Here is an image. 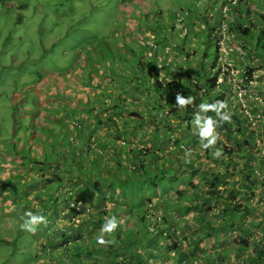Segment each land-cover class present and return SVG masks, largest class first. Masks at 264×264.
Segmentation results:
<instances>
[{
    "label": "rangeland",
    "instance_id": "1",
    "mask_svg": "<svg viewBox=\"0 0 264 264\" xmlns=\"http://www.w3.org/2000/svg\"><path fill=\"white\" fill-rule=\"evenodd\" d=\"M118 1L119 0H0V264H49L47 263L48 260L43 261L45 259V254L49 251L45 250L46 247L44 245L40 244V240L43 239L45 234L48 236V232L45 231V228L42 225H39L35 233L28 232L21 228L23 219L27 218L25 213L28 212L27 210L21 209L23 205L22 200H25L28 197L27 199L29 203L33 204L38 199L35 196L37 194L36 190L40 187L42 180L32 174L22 176L15 181L7 180V174L5 173L6 167L1 163L7 152L13 153V149L16 148L19 149L20 152H23V145L27 146L33 138H38L39 129L36 130L37 133H31L32 128L27 125L29 121L25 120L26 118L24 116L26 115V112H28L30 108H34V105L38 106L39 100H43L45 94L48 96H46L44 101H50L51 94L49 91L55 89L60 80L64 79L67 81L69 79L66 75L67 73H70L72 77L76 75V79H78L80 78L79 74L85 72L89 74L90 81L88 82V88H86L83 93H86L87 89H90L89 92H91L93 89V87H91L92 85L97 94V97L94 96V98L98 103L104 104L103 102L108 101L109 104L107 105H110V103L112 105H125V108L129 113L127 123L131 126V129H137L138 127L137 133L131 131V136L136 135L141 142L144 140L146 134L149 135V133H152L153 131V135L157 136L159 140L153 151L163 152L164 149L161 142L166 141L168 136L167 134H165L166 136L163 135L164 129L166 128V125L164 124L171 120L172 117L179 115L185 109H182L184 108L182 104L178 107L174 105H164L158 99L159 95L157 94V91H152V86L146 83V81L148 82L151 80V78L148 77V72L153 69H158V63L155 65L153 62L154 60L151 61L150 58H153L156 55H164L167 58L170 54L171 58L174 54L180 52L179 57L175 59L174 62L182 64V61H186L185 57L188 56V53L193 49V46L194 49H196L201 44V47H205V67L207 68L215 58L216 42L221 40V33L218 32L220 26L213 27L211 25V20L208 22H202L200 23V28L211 29L215 33L218 32L217 35L207 39L204 36L200 37L201 34L199 33L198 38L192 39L191 37L186 36L189 29L184 27L183 22L180 23L178 21L176 13H179L180 9H182L185 13L183 16L185 22L189 19L188 11L186 10L194 8L207 7L212 13H217L221 21H232L233 18L237 21L238 17V13H232L233 11H231V8L233 9V6L238 4L239 0L233 2L225 0H135L139 1L137 3L133 0H120V2L124 1V4L126 5L125 8L127 6H133L138 10L137 12H127L124 9H120L119 6H116ZM249 1L250 4L254 3L258 5V7L253 10V7L250 6L251 10L249 11L238 9L240 14L252 13V15L250 14L252 18H255L254 13L264 14V0ZM223 5H227L228 7L224 12L217 8L218 6L221 7ZM144 6H148L151 9L142 10L144 9ZM215 8L216 11L219 10V12H216ZM86 13L88 14V18H86V21H83L82 18ZM115 15L118 16V19H115ZM156 15L161 16V22L158 26L155 25L158 23ZM128 17L133 21L139 20L143 24H148V26L143 28L141 32L144 35H147L149 39L145 40L147 44H150V41L157 46L159 45L158 48L155 49L156 51H152V49L149 48V45V49H145L143 45L145 41L143 38L140 39L138 43L127 41L128 39H132L139 35V31L133 29L129 33L126 32ZM150 24H152V29H155L156 33L151 30ZM240 24L242 26H247L248 30L246 33H242L238 29L235 31V37L239 38H236V40L239 41L240 46H244L242 50L238 48L235 49L236 54L240 51V54L244 55V58L238 56L239 60L243 61L238 68L239 74L237 77L241 76V71L248 62L253 63L252 66L255 68L256 66L260 67L263 65L262 62L258 65L253 60L259 58V52L264 56V35L262 36L261 33H259V29H255L249 25L245 18L240 20ZM129 25H132L131 21ZM185 26L189 27V24L187 23ZM86 36L87 38L84 39ZM89 39L92 40L88 41ZM196 39L199 43L196 42ZM231 39L230 41H225V44L229 46L227 47L228 50L232 49V44H235ZM256 41H258L257 48L254 47ZM117 45L121 46L119 47L120 52L118 54V60L111 63L110 46L115 47ZM161 47L165 52H157ZM146 50H148L149 55L143 56V51ZM149 50L152 52L149 53ZM133 52L137 59L132 56ZM230 52L234 54V51ZM230 55L231 54L227 52L226 63H230L228 68L231 66L234 67L229 59ZM248 55H250L251 58H249ZM83 57V61L78 60ZM200 58H202V56ZM141 61L146 63L144 65L145 69L142 72L140 71V67H142ZM97 64L101 65V69L106 73L103 74V78L97 76V73L99 72L97 70ZM183 65L184 66L182 67H186L185 63H183ZM40 68H43V71H41ZM259 70L261 72L264 68L261 66ZM139 76H141V80L143 81L142 88L149 90L146 92L145 96L139 95L136 91L131 90V88L133 89L134 87L132 83H137V77ZM150 77L153 78L152 73L150 74ZM237 77L235 76L231 78V82H239ZM39 79H42L43 83L38 84ZM106 82L108 83V87L106 85L104 86V83ZM223 86H226V84ZM90 94L91 93H88L87 96L84 95L86 97L85 100L89 103L84 102L86 105L79 106L81 116L86 118H90ZM105 96H107L108 100H105ZM134 97H137V101L141 100V103H136V101L133 102V100H135ZM143 97L144 99L146 98V101ZM122 101L124 102L122 103ZM153 107L156 108L155 112L152 111ZM39 109L41 113L45 111L42 106L39 107ZM119 109L120 108H118V110ZM130 112L138 113L139 116H142L140 118H144V120L142 122L139 121V116L130 115ZM30 113H33V111L31 110ZM125 116H127V114ZM152 117H156L155 119L159 120L154 121L155 119ZM82 119L83 118L81 117L80 121L85 123ZM116 120L118 122V117ZM17 121H20V124H18L19 122ZM179 122L180 120L177 118L176 123L178 124ZM191 122L194 124V118L191 119ZM176 123H174L175 127H177ZM202 124L203 121H199L197 127L200 128V125ZM16 125H20L22 128H19L18 133L14 131ZM60 125L65 127V131L69 133L71 128L65 124L63 120ZM161 125L163 126L161 127ZM70 126H72V124H70ZM91 126L95 128L98 125L95 124V127L93 125ZM81 128L84 133H89L88 125H85V127L82 125ZM127 129L128 127L126 126L125 130ZM72 131H74V129H72ZM94 131L96 132L95 129ZM190 131L191 132L189 133L188 138L184 140V143L189 141L195 144L193 139L196 138H194L193 135L199 137L197 129L192 125ZM160 134H162V136L159 139ZM116 136H118L117 138L122 137L121 140H124L123 144H120L123 148L128 149L130 144H132L136 150V146H139V144H135L136 140L131 141L120 131ZM140 137H142V139H140ZM117 138H115V140ZM204 139L207 140L209 138ZM121 140H118V144ZM70 142H72V147L77 146V137L75 136L74 139L72 138ZM205 143V141H200L201 145L195 144L196 147L191 153L195 155L196 158H194L193 162L189 160L187 163V168L190 169L192 167L194 170V174L192 175L193 179L200 177L198 174V171L200 170L198 169V166L201 165L205 159L202 155V150L204 149L203 145H205ZM216 144L217 143L212 144L211 149H215ZM174 145L176 144L174 143ZM34 151L37 152L38 148H35ZM38 155L39 158L43 160L42 154L40 153ZM159 155L162 157L164 156L161 152ZM255 155L256 154L253 155L254 159H256ZM222 157H225L223 159H225L226 162H229L232 159L228 158L226 154H223ZM248 157L251 158V155ZM142 160H146V163H150L149 168L152 171L163 169L164 173L169 174L166 171L170 169H179V165L176 161L167 157L166 159L163 157L160 160H157L153 156V153L144 155ZM237 161L240 162L241 158H238ZM153 163H156L158 167H153ZM110 166L107 167L105 172L99 169V173L102 176H112L115 173H128L125 163L120 164L119 166L114 165L116 168ZM88 167L86 173H93L92 170L96 171L98 168L95 165H90ZM13 168L14 169L9 172L10 175L14 174L16 171L15 167ZM68 180L69 179H67L66 184H68ZM251 180L255 181L253 186L251 185V182L242 180L243 192L237 191V201L247 203L251 200V207L249 208L248 215L247 211H245L237 214L239 218L236 217L233 220L225 221L231 225L229 228L226 224L219 223V225L222 224L220 231L222 233H228L230 238L234 236L233 233H230L232 228H234L232 231L238 233L244 231V227H246L244 233H249L251 236L253 235L252 233H258L262 230L256 225V222H258L261 217L264 218V185L262 184L264 183V176L261 175L259 180V176L254 175ZM21 181L24 186H16V184ZM159 181V185L163 186L164 189L165 186H168L167 184L165 185L162 175L160 176ZM238 181L241 182V179ZM196 182L198 181L196 180ZM27 184H29L28 187L25 186ZM252 194L256 197H253L254 200L251 199ZM145 195L148 199H151L154 204L159 202L165 203L162 196H160L158 188L157 190L149 188ZM185 195L186 198L192 197V194L187 192ZM192 198L196 199L195 197ZM129 202V206L135 208V211L139 212L136 205L139 202V198L133 197ZM170 206L171 204L168 203V207ZM197 209L198 206L195 207V205H192V210L195 211ZM31 210L33 209H30V211ZM252 210L255 212L257 211L259 216L254 215V217H251L249 213ZM180 212H182V209L179 213ZM170 216L172 219H175L171 212ZM213 217L212 219L215 220L216 217ZM153 219V217H149L147 224H142V221L140 220L136 223L137 229L139 230V226L142 225L144 230L150 229V232L158 233L159 231L155 229L151 230L152 226L150 224ZM251 227H254V229L251 230ZM210 233L212 232L210 231ZM215 234L217 235V233ZM158 237H160V235H158ZM255 238L253 239L254 241ZM259 239L260 240L258 241L260 242L264 241V237L262 236L259 237ZM148 240V238H145L144 241L146 249L151 248ZM188 240L192 242V245L185 248V243L181 245L183 247V252L186 248L190 249H188L189 252L187 255L183 254V256L181 253L177 254L175 251L168 250V240L166 238L157 239L158 244L159 242L164 244H155V247L153 246L151 249L153 255L151 256L152 260H150V262L152 264H244L245 262H247V264H262L260 261L264 258L263 254L261 257H258L260 253L257 256H250L248 253L244 255L243 253L245 251H243L242 248L238 249L239 252H237V256H234V243H229L227 246V250L230 248L232 249L228 252L232 257H225V251L221 248L218 249L219 242L221 241L219 237L215 238L216 244L210 241V239L203 237L189 238ZM230 240L231 239H229V241ZM253 240L251 239L252 244ZM199 244L204 245L199 247ZM194 247H197L201 253H197ZM56 251V254L59 255L62 248ZM251 251L252 248H250L249 253ZM51 253L52 251L50 252V255ZM252 258L255 260L252 261ZM194 259H196V262ZM41 261L43 262L41 263ZM66 262L59 263L70 264L68 261Z\"/></svg>",
    "mask_w": 264,
    "mask_h": 264
},
{
    "label": "crops",
    "instance_id": "2",
    "mask_svg": "<svg viewBox=\"0 0 264 264\" xmlns=\"http://www.w3.org/2000/svg\"><path fill=\"white\" fill-rule=\"evenodd\" d=\"M159 23L160 22L158 21L156 26L160 25ZM194 38H197V36L194 35ZM196 41H197V39H196ZM200 47H201V44L197 48H200ZM254 47L257 48L258 45H254ZM147 51L148 50L145 51L144 55H146ZM163 51H164V49L161 47L160 50L157 52H163ZM202 51H199V54H197V55L186 56L185 57L186 61L185 62L182 61V64H179V62H174L175 61V60H173L174 56L171 57L172 59L170 58L171 54L167 57L168 59L164 55H161V56L156 55L155 56V63H158L157 67L159 66V68H160V70H159L160 76L162 78H166V79L171 78V77L173 78L175 75L179 76L183 70V69H181L182 66H184L183 63L186 64L187 68L191 67V68L197 69L198 72L201 73L202 72V66L200 63V55H201V53H204ZM230 54L231 55H230L229 59L231 61H233L232 63L234 64V66L241 65V61L239 60L238 54H236L235 52H234V54L232 52ZM258 54H259V56H258L259 58L258 59L256 58L254 61L258 65L262 62L263 65H261V66L264 68V61H261V60H264V56L261 55V52H259ZM193 66H195V67H193ZM260 67L256 66V68H258L257 69L258 71L256 70L255 72H253L252 77L249 78L248 81H245L243 84L240 85L243 93H245V94L241 95L240 93H238L237 87L235 89H232L233 88L232 82L230 83L228 81V79L225 78V81L223 83L221 82L220 86L215 89V90L223 93V98H220L219 100L212 99V101L210 103L211 105H209L211 110L214 111L217 107H220L219 104L221 102H223V103L226 102V104L228 106L230 105L231 110L235 112L234 105H236V101L237 100L242 101V98H245V102H243L245 104V106H247V108L251 111L252 114H256L257 118L255 119L254 124L247 123V124H245V126L248 128L247 129V135L248 136L251 135L253 138L251 141L252 144H251V148H250V153H251V155L256 154L255 156H256L257 160L250 158L251 159V166H252L251 169L257 171L256 172L257 175H263L264 174V70L263 71L261 70V72H260V70H259ZM141 68L142 67H140V69ZM206 69H210V68L207 67ZM206 69H204V70H206ZM97 74H98L97 75L98 77L103 78L104 77L103 74H106V73L103 70H99V72ZM66 75H67V77H69V79L67 81H65L64 79L60 80V82L57 83L56 88L49 91V93L51 94V97H50L51 100L48 102L44 101V99H46V96H48L47 94H45V97L43 98V100H41V101L39 100V105L35 106L34 109L40 110L39 107L42 106L45 109V111L43 112V115H46L48 118L50 116H53V115L54 116L57 115L58 117L65 118L64 120L67 121V122L65 121L66 124L71 128L69 138L74 139V137L76 136L78 146L79 147L80 146L81 147L86 146L83 149H79V151L77 152V153H79L80 156H82L84 158V160L86 158L89 162L91 161L92 163H94V165H97V167L99 166L103 172H105L107 167L110 165H111L110 167L113 166L114 168H116V166H119L120 164L125 163L126 168H128V166L132 162L134 163V162L139 161L136 158H137V156H138V158H140L142 156V153L140 151V147L145 146L147 148V150H146L147 153L148 152L153 153V156L155 157V159L160 160L163 157H165V158L167 157V158H170L173 161H176L178 163V165H179L178 172H176V174L168 175V177L171 178V182L165 183V185L166 184L168 185L167 188L170 189L171 194L174 191H176L177 189H181V190L186 191L187 193H190V194L192 193V196L194 197V194H195L194 190L196 189L195 188V186H196L199 191L203 190V193H201L199 196H201V198H206V199L208 198L209 194L207 193L208 186L206 185V179H204L202 177L193 179L192 175L194 174L193 173L194 170L192 169V167L190 169L187 168V165H188L187 163L189 162V160H191V162H193L194 158H196V156L191 153L192 150L196 147V145H201L200 141L209 142V140L208 141L205 140L204 139V138H206L205 136L204 137H197L195 135H193V137L196 139H193V140L195 141L196 145L189 142V141L184 143V140L188 138V135L191 132L190 131L191 126L192 125H194V126L198 125V122L203 121V118H205L206 121L211 120L212 124L214 126L212 136L214 135L217 138L213 144L217 143L218 140H222L224 144L230 145L229 147L233 146L231 139L230 140L228 139L230 136H226V134L224 133L225 129H223V127H226L227 124H229V122H231L232 119L234 118L235 115L233 113L229 114L230 120L227 122H224V117L227 115H224L222 113V110L214 111L210 115L203 114L202 119L199 116H197V118L194 119V124L190 121L189 124L191 126L187 129L183 128L184 130H180L178 127H175V125H174V123H176V119L178 118V115H176V117H172V119L169 120L167 123H165V125L170 126V128H172V129L174 128V130L172 131V129H171V131L167 132L166 134L170 138L174 139L175 141H178L179 143L177 145H174L173 141H172V143L170 141V143L167 142L166 144H164L162 142L161 145L164 149L163 152L160 151L161 154L164 155L162 157L161 155H159L160 154L159 151H153L154 147L159 142L158 137L153 135V131H152V133L150 132L149 135L146 134V136L144 137V140H142L141 142L139 141V139L137 138L136 135L131 136V131H133L134 133H137L138 127H137V129H134V128L131 129V126L127 123V118L129 116L128 115L129 113L126 110L125 105H122V104L112 105L111 103H110V105H107V104H109L108 101L103 102L104 104L98 103V101H96L94 98V96L97 97V94H96V91L94 89V86H92V85H91V87H93V89L91 92H89L90 89H87V92L83 93V91L86 90V88H88V85H89L88 82L90 80H89V74L88 73L81 72L79 74L81 79L80 78L76 79V75H74L72 77L70 73H67ZM194 78H196V77H194ZM137 79H138V77H137ZM96 81H97V79H96ZM139 82H140V84H139ZM142 83H143V81H137V83H135V84L132 83V85L134 87H133V89L131 88V90L136 91L139 95L145 96L146 92H148L149 90L148 89L145 90L144 88H142V85H143ZM146 83H148L151 86V80L148 82L146 81ZM50 84H52V83H50ZM224 84H226V86H223ZM105 85L108 87L107 82L104 83V86ZM88 93H91L90 94L91 103L89 106L90 107L89 108L90 118H86V117L81 116V113L79 110L80 105H86V103H89V102H87V100H85L86 97L84 96V95L87 96ZM255 97H256V99H259V101H260L259 106H256V104H255ZM134 98H135V100H133V102L136 101V103H141V100H139V101L136 100L137 97H134ZM143 99H144V97H143ZM105 100H108L107 96H105ZM144 100L146 101V98ZM84 102H86V103H84ZM123 102L124 101H122V103ZM116 106H118V108H120L118 111H120L121 113L115 115V113H114L115 108L114 107H116ZM140 106H142V105H140ZM155 110H156V108L153 107L152 111L155 112ZM126 114H127V116H125ZM30 115L27 114L26 116L29 118ZM110 116H112L113 119H115L113 122L108 120L110 118ZM81 117L83 118L82 120L85 123H82L80 121ZM117 117L119 119L118 122L116 120ZM140 117H142V116L140 115ZM35 118H36V116H35ZM99 118H100V120H102L103 123H101V125L99 124L98 126L95 127V124H97V121L99 120ZM152 118L155 119L156 117H152ZM199 118H200V120H199ZM219 119H221V121H219ZM143 120H144V118L140 119L141 122ZM158 120L159 119H155L154 121H158ZM70 124H72V126H70ZM90 124L93 125L95 128H93ZM44 125L48 126V123L44 124ZM82 125H83V127H85V125H88L89 133H87V132H86L87 134L84 133L83 129L81 128ZM158 125H160V124H158ZM179 125H182L181 122H179L176 126H179ZM203 125H204V121H203ZM215 125H217L216 128H215ZM126 126L128 127L127 130H125ZM72 129H74V131H72ZM94 129L96 130V132L94 131ZM119 131L124 136L128 137L131 141L136 140L135 141L136 145L139 144V147H137L136 150L133 149L134 150L133 154H131V152L129 151V149L132 148L131 146H133L132 144H130V147L128 149L123 148L120 145V144H123L124 140H121L122 137L117 138L118 136H116V135L118 134ZM247 135L245 137H247ZM161 136H162V134L159 135V139L161 138ZM245 137L237 135L236 139L241 138V140H243V139H245ZM115 138H117V139L115 140ZM119 139L121 140V142L118 144ZM140 139H142V137H140ZM88 144H90V145H88ZM205 145H208V143H205ZM91 149H93V150H91ZM116 149H118V150L116 151ZM247 150L248 149H246V150L242 149L241 152H238L237 150H233V152H234L233 153V159L241 158V161L240 162L236 161L235 163L228 165L229 163L226 162L225 159H223L225 157H221L222 154H220L219 156H216L215 154H212V155L208 154L206 151V148L204 147V149L202 150V155H203V157H205L204 162L201 165H199V166L197 165V166H198V168L200 167L199 168L200 171L202 168H204V170H202L201 172H204V173L206 171H207V173L216 172L217 174L222 175L225 180H232V179L234 181L236 180L235 182L233 181L234 183L232 182V186L230 184H228L226 186L220 184V186H218L219 190H221V191L223 189L229 190V188L231 189L233 187L234 190H237L238 192H243V189H242V187H243L242 180L243 179H242V176H240V173H241L240 169H242V165H243L242 162H243V159L245 157V154L247 153L246 152ZM220 153H222V151ZM119 155H121V157H122V159L120 160V162H121L120 164L117 163V159H118ZM17 159H18V157L15 159L16 171L14 174H17V175L21 174L22 171L26 169L28 171H31L30 173L32 175H34V176L36 175L37 177H39L40 173L37 170L38 167L34 166L35 168L33 170H30L31 169L30 165H26L24 163L21 164V162H19ZM142 159L143 158L141 157V160ZM218 159H220V163L218 162ZM222 159H223V162L221 161ZM136 160H138V161H136ZM261 161H262V164H261ZM143 162H145V160H143ZM114 165H116V166H114ZM156 166H158V165L156 163H153V167H156ZM49 167L50 168H48V167L47 168L49 169V172H51V173H52V171L54 173H56L59 169H60V171H62V169L65 168V166L63 164H59V161H54L52 164L49 165ZM235 167H237V168H235ZM170 170H172V169H170ZM237 171H239V172H237ZM49 172L47 170H43L42 174L44 176L40 177V178H42L41 180L43 181V183L41 182V184H40V190L43 192H46V193H48L47 191L50 190V186L54 183L51 181V175ZM232 173L234 176L233 178L229 177V175ZM247 173L249 174L250 171L248 170ZM68 174H70V173H68ZM68 174L63 173L61 176L68 175ZM176 175H177V178H176ZM151 176H153V174H151ZM104 177L114 178V177H121V176L118 173H115L112 176L104 175ZM156 177H158V176H156ZM156 177L152 178V181H154V183H157ZM239 177L241 178V182L238 181ZM182 179H185L186 182H191V184L183 183ZM196 180L198 182H196ZM136 181L137 180H134L133 185L136 184ZM62 183H65V182H62ZM68 185L71 186L72 184H64L62 186V189L67 188ZM165 188H166V186H165ZM85 192H87V190ZM256 192H258V191H256ZM161 193H160V196H162ZM54 195L56 196V199L54 200L55 202L52 203V205H51L50 213H46V214H44V216L48 217L50 219L49 223H51V221H53L54 224L56 223L57 228H56V230L54 229L55 231H52L51 234H48V236H47V234H45V236L42 239L43 243H45L46 246L50 247L51 249H52V247H51L52 241H56V239H58V242H60V245H59V246H61L60 248H62V249L66 248V246L63 243H61V239L64 237L63 236L64 233H66V234L70 233L69 236L78 235V233H81L82 236L85 238L92 236V234L93 235L98 234L100 229L98 226H94V222H95L94 219H96L98 216V212L96 211V209L101 210L102 208H105L108 211V210H110V206L114 205L113 200L107 199L106 202L100 203L99 201L97 202V200H96L97 195H91V194L89 195L88 194L90 196V199L87 201H84V204H82V206H83L82 209H83L84 215L83 216L78 215L75 218H72L71 214L69 212L70 210L68 211L69 214L67 213V210H64L63 205L66 203H62V199L60 200L61 194L60 193H54ZM253 197H254V194L251 195V199H253ZM254 198H256V197H254ZM187 199H189V198H187ZM197 199L198 198H196V199L192 198L191 200H187V203H184V204L181 203L180 204V202H179L180 197L175 195V197L172 200H167V199L164 200L165 203L159 202L157 204H154V202H153V204H151V206L148 208L150 214L152 212V214H153L152 216L154 218L150 224L152 226L151 230L155 229V230L160 231V232L152 233V231L151 232L149 231L150 229H145L146 233L148 234V236L150 235L149 237L152 240L153 239L157 240L158 239L157 236L161 235V233L163 234L162 230L164 229L165 232L169 231L168 233H170V235L169 234L165 235L166 239L168 240L167 245L170 244V239H171V240H176L181 245L183 243H185L184 248L189 247V245H192V242L188 240L189 238H202V237L208 238V239H210V241H212L214 244H216L215 238L219 237L221 239V241L219 242L218 249L221 248L223 251H225V253H224L225 257L231 258L232 256H230L231 254L229 255L228 252L231 251L232 249L230 248L229 250H227V246L229 245V243H233V242L227 241L230 238L228 233H222L220 231L221 229H216L215 231H212V233H210L209 229L207 228L208 226L211 225V223H213L214 221H217L216 219L218 217H216V215H218L219 209L206 210L205 213H199L198 209L194 211V210H192V205L196 206V202L199 203L198 201H196ZM94 200H95V202H94ZM217 200L221 201L222 203L223 202L225 203L226 201L228 203L234 202V201L239 203V201H237V197L234 199L233 196L230 198H228L225 195L224 196H218ZM120 201H122V200H120ZM168 203L171 204L170 207H168ZM240 203H243V202L240 201ZM247 203L251 204V200ZM243 204H245V203H243ZM23 205H22V207H24L26 209V206H23ZM37 205H38L37 201H35L31 205L33 207V210H31V212L36 211L35 206H37ZM68 205H71V203H69ZM152 205H154V206H152ZM185 206H187L186 209H184ZM125 209H122V211L121 210L119 211V212H122L120 214L121 217L119 218V222H120L119 224H121L122 227L128 225V223H129V225H131V223L133 224V220L128 221V223L126 224L127 221L125 219H123L124 214H128V213H124ZM166 209H167V220H165V219L163 220L161 216L163 215V213ZM181 209H182V212L179 213V211ZM200 209H202V206L200 207ZM94 210L96 211V213ZM170 212L174 215L175 219L171 218ZM136 214L137 213L132 212V215H133L132 217H137V216H135ZM90 215H91L92 219L93 218L94 219L93 220H91V218H90V220L88 219L89 223H90V225H88V220H86V219ZM254 215L259 216L257 211L256 212L253 210L250 211V216L254 217ZM85 216H87V217H85ZM212 217L213 218L216 217L215 220L212 219ZM201 219L204 222H201ZM77 223H79V224H77ZM149 228H150V226H149ZM160 228H163V229L159 230ZM252 229H254V227H251V230ZM215 233H217V235ZM244 234L245 233H242V232L234 233V236H232V237H237L235 244H237V241L239 239H241ZM252 234H253L252 236H251V234L250 235L245 234V237H248L250 239V236H251L252 240L256 237L255 238V240H256L257 239L256 233L254 232ZM111 235L116 236V235H118V233H116V231H114L111 233ZM163 237H164V235H161V238H163ZM203 245L204 244H199L198 246L202 247ZM134 249L136 250L137 248H134ZM188 249L186 248L184 251V253L186 255L189 252ZM194 249L197 251V253H201V251L197 247H194ZM238 249H240L238 246L237 247L234 246V250H233L234 256H237V252H239ZM169 251H175L177 254L179 253L177 248H175L174 250H169ZM249 251H250V247H249V249H246L243 254L244 255L246 253L251 254L252 251L250 253H249ZM194 261L196 262V259H194ZM244 264H247V262H245Z\"/></svg>",
    "mask_w": 264,
    "mask_h": 264
},
{
    "label": "trees",
    "instance_id": "3",
    "mask_svg": "<svg viewBox=\"0 0 264 264\" xmlns=\"http://www.w3.org/2000/svg\"><path fill=\"white\" fill-rule=\"evenodd\" d=\"M209 36L210 34H207L205 37L208 39ZM132 40L133 42L138 43V41L134 40V38H132ZM194 51L204 52V53H201L200 55V57L202 56V58H200V63L202 66L201 73H199L197 69H194L191 67H188V68L182 67L181 69L183 70L179 76L175 75L170 80L159 81L157 75L154 74V78L152 79V82H151L153 91H157V94L159 95L158 99L164 105L165 104L174 105L177 107L182 104L180 103L181 100L185 101L182 104L184 107L183 109L185 110H183L178 115V119L180 120V122L182 121V125L177 126L180 130H184L183 128L185 129L189 128L191 126L189 122L191 121L192 118L196 119L197 116L200 117V115H203V114L210 115L214 111L221 110V108H216L214 111H212L209 106L211 105L210 103L212 99L219 100L220 98H223V93L215 90L216 88L220 86V84H218V79L216 78V71H215L216 70L215 65L217 62L216 50L214 54L215 58L212 60L211 65L209 66L210 69H206L205 67V59H206L205 47H200L198 49H195ZM143 53H145V51H143ZM179 54L180 52L174 54L173 60L177 59L179 57ZM132 55H134V52L132 53ZM135 58L137 59V57ZM143 62L144 61H141V64L144 66L146 63H143ZM254 68L255 67L252 66L250 62H248L241 71L242 77L243 78L245 77L247 79L251 78L253 71H256ZM213 70L215 73L213 72ZM225 74H228V72H226ZM223 82L224 80H222V83ZM189 97H194V99L190 100ZM114 108H115V111H114L115 115L121 113L120 111H118V106ZM133 114L135 116H139L138 113L130 112V115H133ZM64 119L65 118L58 117L57 115L50 116L49 118L47 117L46 123H48V126L45 125V126H42L41 129H39L38 133H40L45 138V143L43 144V160L39 159L35 155L29 154L27 151L20 152V150L18 149L17 150L13 149V153L20 155L21 159L23 160L22 162L24 164L31 165L30 170H33L35 167H38L37 170L40 173L39 178L44 176L42 174V171L46 170L47 167L50 168L49 167L50 164H52L54 161H59V164H63L65 166V168L62 169L63 172L59 171V175L61 176L63 173L64 174L70 173L68 175L70 176L71 179H73V183L71 186L68 185L67 188L62 189V186L66 183H62L63 179L58 177L53 171L52 173L50 172L51 181L54 183L50 186L49 191L46 190L48 193L41 191L40 187L36 190L37 194L35 196L38 198L36 200L38 205L35 206V209H36L35 212L41 215L50 213L51 205L52 203L55 202L54 200L56 199V196L54 195V193L61 194L60 200L62 199V203H66L63 205L64 210H67L68 214L70 212L72 218H75L78 215H82V216L84 215L82 204H84V201H87L90 199V196H89L90 194L97 195V199H96L97 202L99 201L100 203H104L106 202L107 199H110L114 201V205L110 206V210L108 211L105 208H102L101 210L96 209V211L98 212V216L96 219L94 218L93 219L95 221L94 226H98L100 229L98 234H95V235L92 234V236H90L89 238H85L82 236L81 233H78V235H71V236H69L70 233L68 234L64 233L63 234L64 237L61 239V243H63L66 246V248H63L62 251H60L59 255H57L56 250L61 249L60 248L61 246H59L60 242H58V239H56V241H52V244H51L52 249L50 247H47L45 244L44 245L46 247L45 250L49 252L45 254V259L43 261L48 260L47 263L49 264H60L59 262L65 263L66 261H68V263L70 264H152L150 262V260H152L151 256L153 255V252H151L152 251L151 249L153 248V246L155 247V244H158V242L156 239L152 240L149 237L150 235L148 236V234L146 233L142 225L139 226V230H138L136 227V223L141 220L142 224H145V223L147 224L148 218L153 217L152 212L150 214L148 210V208L151 206V204H153V202L151 201V199H148L145 195L149 188L150 189L154 188L155 190L158 188L159 193L162 192L161 195L164 200L166 199L172 200L175 197V195H177L178 197H180L179 202L184 204V203H187V200L192 199L193 196L189 197V199L186 198V195H185L186 191L184 190L177 189L171 194L170 189L167 188V186L164 189L163 186L159 185L160 183L159 178L161 175L163 176V181H165V183L171 182V178L168 177V175L176 174L178 170H174V169L168 170V171L165 170L169 174L164 173L163 169L154 170V171L150 170L149 168L150 163L149 162L144 163L143 160H141V157L143 158L144 155L149 153V152L147 153L146 151L147 148L145 146H142L140 147L142 156L140 158H137L139 161L136 160L138 162H134V163L132 162L127 168L128 173L119 174L121 177H114V178L104 177L99 173V169H100L99 166L96 171L92 170L93 173H86V169L89 168L88 166L94 165V163H92L91 161L89 162L86 158L84 160V158L80 156L79 153H77L79 149H83L86 146L79 147L77 145V146L72 147V142H70V139H69L70 131L69 133L66 132L65 127H62L60 125L62 120L66 124L67 121ZM108 120L113 122L115 119H113V117L110 116ZM219 121H221V119H219ZM101 123L103 122L99 118V120L97 121V125L99 124L101 125ZM245 124H247V120L245 118H243L242 120V119H239L238 117H234L232 121L229 122V124H227L226 127H223V129H225L224 133L226 134V136H230L228 139L229 140L231 139L233 146L229 147L230 145L224 144L222 140H218L217 144L219 145L216 144L215 149L214 148L211 149L212 145H209V147L206 148V151L208 154H211V155L215 154L217 151L219 152L222 151L221 153L222 155L226 154L228 158H232L228 162L229 163L228 165H231L237 161V158L233 159V153H234L233 150H237L238 152H241L242 149L244 150L248 149L246 151L247 153L245 152L246 154L242 162L243 165H242V169H240L241 170L240 176H242V179L244 181L247 180L251 182V185L253 186L255 181H252L251 179L254 175H257L256 173L257 171L253 169L251 171V168H252L251 159L248 157L249 155H251L250 148L252 144L251 141L253 138L251 135L249 136L247 135L248 128L245 126ZM162 126L163 125H161V127ZM195 127L197 128V125ZM216 127L217 125H215V128ZM171 129L172 128H170V126H166V128L164 129L163 135L166 136L165 134L171 131ZM173 130L174 128L172 129V131ZM32 133H37V132L34 130ZM198 135L200 136V134ZM237 135L244 136V137L247 135V137H245V139L243 140H241V138L236 139ZM170 141L171 143L173 141V143H175L176 145L179 143L178 141H175L169 136H167L166 141H163V143L164 144H166L167 142L170 143ZM131 147L132 148H130L129 151L131 152V154H133L134 146H131ZM137 147L139 146H136V148ZM117 150L118 149H116V151ZM251 158L254 159L253 154L251 155ZM118 159H117V163L120 164L121 163L120 160L122 159L121 155H119ZM254 160H257V158ZM221 161L223 162V159ZM218 162L220 163V159H218ZM261 164H262V161H261ZM95 166L97 167V165ZM9 167H15V163L9 165ZM202 170H204V168H202L201 171ZM248 170L250 171L249 173L250 175L247 173ZM201 171L199 170L198 174L200 177L206 179V185L208 186L207 193L209 194V196L207 199L201 198V196L199 195L203 193V190L199 191L198 188L195 186L196 189L194 190L195 191L194 197L198 198L196 201L200 203L199 204L196 202V206H198L199 213H205L206 210H210V209H219L218 215H216V217H218L216 219L217 221H214L213 223H211L210 226L207 227L209 229V232L215 231L216 229H221L222 224L219 225L220 222L223 224H226L228 228L229 226L231 227V225L225 221L235 219L236 217H238L237 214L247 211V215H248L249 208L251 207V205L248 203L243 204V203H240V202L238 203L235 201L229 202V203L226 201L225 203L224 202L222 203L221 201L217 200L218 196H224V195L227 196L228 198L233 196L234 199L237 197V190H234L233 187L231 189L229 188V190L223 189L222 191L218 189L219 188L218 186H220V184L225 185V186L230 184L232 186V182L234 181L233 179L225 180L222 175L217 174L216 172L207 173L206 171V173H204ZM30 172L31 171H28L25 169L22 171L21 174L14 176V174L10 175L6 169L5 173L7 174L6 175L7 180L15 181L21 178L22 176L30 175L31 174ZM151 174H153V176H151ZM257 176H259V180H260V175H257ZM154 177L157 178V183H154V181H152V178ZM229 177L233 178L234 177L233 173L230 174ZM176 178H177V175H176ZM239 179L241 178L239 177ZM134 180H137V181H136V184L133 185ZM41 182L43 183V181ZM182 182L191 184V182H186L185 179H182ZM262 184L264 185V183ZM28 185L29 184L25 186L28 187ZM16 186L22 187L24 185L21 181V182H18ZM159 189L163 191H160ZM86 190L87 192H85ZM27 192H28V189H27ZM71 197H73V200H71ZM133 197L139 198V202L136 204L138 207L137 209H139V212L135 211V208H131L129 206L130 205L129 200ZM27 198L25 200L23 199L22 201L26 205L27 209H33V207L30 205ZM120 200H122L123 202ZM71 202H73L74 206L68 205ZM200 205L202 206V209H200L201 207ZM77 207L79 209H77ZM186 208L187 206L184 207V209ZM122 209H125L124 213H128V214H124V218H123L127 221L126 224L130 220H133V224L131 223V225H129L128 223V225L123 226V227L121 224H118V227L115 229L116 233H118V235L116 236H112L111 234L103 232L102 231L103 226L107 223L108 219L111 218L112 216H115L119 222V218L121 217L120 214L122 213L119 211L120 210L122 211ZM132 212L137 213L135 215L137 217H132L133 216ZM161 217L163 220L164 219L167 220V209L164 211ZM46 218H47V226H44L43 224L41 225L45 228V231H47L48 234H51L52 231H55L57 228L56 223L54 224L53 221L49 223L50 219L48 217ZM90 218L91 220H93L91 215L87 217L86 220L88 219L90 220ZM89 220H88V225H90ZM201 222H204V221L201 219ZM256 225L259 226V228L262 229L260 231L264 233V218L261 217L260 220L256 222ZM161 229L163 228H160L159 230ZM232 230H234V228H232ZM232 230H230V233L234 234L235 231H232ZM244 231H246V227H244ZM244 231H242V233H244ZM162 232L163 234L161 233V235H164V237L161 238V235H160V237L157 236L158 239L159 238L165 239L166 238L165 235H168V234L170 235V233H168L169 231L165 232L164 229L162 230ZM247 235H250V234L247 233ZM101 237L105 239L106 241L114 240L115 242L108 243L106 245H101L97 242L98 239H100ZM145 238L149 239L148 241L151 246L150 249L145 248V245H144ZM236 238L237 237L229 238L231 239L230 241H233L235 247L238 246L239 248H242L243 251H245L246 249H249V247L252 248V253L250 254V256L252 255L257 256L259 253L260 255H258V257H261L262 254L264 255V241L260 242L258 241L260 239H257L255 241L253 240V244H252L251 236L249 239L248 237H245V235H243V237L237 241V244H235ZM159 244L163 245L164 243L159 242ZM134 248H137V249L135 250ZM167 248L168 250H174L175 248H177L179 253H181L182 255L185 254L182 251L183 247L176 240L170 239V244L167 245ZM51 251L52 253L50 255ZM253 260L255 259L252 258V261ZM43 261H41V263ZM260 262L264 264V258Z\"/></svg>",
    "mask_w": 264,
    "mask_h": 264
},
{
    "label": "clouds",
    "instance_id": "4",
    "mask_svg": "<svg viewBox=\"0 0 264 264\" xmlns=\"http://www.w3.org/2000/svg\"><path fill=\"white\" fill-rule=\"evenodd\" d=\"M133 1L135 3L139 2V1H135V0H133ZM225 1H231V2H233L235 0H225ZM249 2H250L249 0H239L238 1V4H235L233 6V9L231 8V11H233L232 13H234V14L235 13H238L237 21H235L234 18H233L232 21H225V20L221 21L220 18H219V16H218V14L217 13H215V14L212 13L210 11V9L207 8V7H205V8H194V9L186 10V11H188V16H189V19H188L187 22L184 21V17L183 16H184L185 13L183 12L182 9H180V12L179 13H176V18L178 19V21L180 23L183 22L184 23V27H186V28L189 29L188 30V33H186V36L187 37H191L192 39H194V35H196L197 38H198V34L200 33L202 35L200 37H203V36L205 37L207 34H210V36H209V38H210V37L216 36L218 32L221 33V36H220L221 40L220 41H217L216 44H215V50H216V55H217V62H216V65H215L216 70H215V68H214V70L216 71V78L218 79V84H221L222 80L225 81V78H227L228 81L231 83V78H233L235 76L237 77L238 74H239L238 68H239L240 65L239 66H234V67L231 66L230 68H228V65L230 63L229 62L226 63V59H227V52L231 53L230 50L236 52L235 51L236 48H238L240 50H242L244 48V46H240L239 41L236 40V38H238V37H235V34H236L235 31L237 29L240 32H242V33H246L247 30H248L247 26H242L240 24V20L242 18H245L248 21L249 25H251L255 29H259V33H261L262 36L264 35V14H256V13H254L255 18H252V16H251L252 13H246V14H242L241 13L240 14V11L239 10H248L249 11V10H251L250 9V6L253 7V10H255V8L258 7V5L254 4V3H251L250 4ZM116 6H119L120 9H124L127 12H130V11L137 12L138 11L133 6H127L125 8L126 5L124 4V1L120 2V0L116 3ZM217 8H219L223 12L228 9L227 5H223L221 7L218 6ZM147 9H151V8L148 7V6H144V9H142V10H147ZM215 11H216V8H215ZM216 12H219V10H217ZM156 16H157L158 21L161 22V16L160 15H156ZM86 18H88V14L87 13L84 14V17L82 18L83 21H86L87 20ZM115 19H118V16L117 15H115ZM115 19H114V22H115ZM209 20H211V25L213 27L220 26V28H219V30H218L217 33H215L214 31H212L211 29H202V28H200V23H202V22H208ZM130 21L132 22V25H129ZM127 22H128L127 29H126V32L127 33L128 32H131L132 29L135 30V31H139V35L136 36V37H133L134 40H136V41L139 42V40L142 39V38H143L144 41L146 39H148L147 35H144L141 32L143 30V28H145V27L148 26V24H143L139 20H136V21L134 20L133 21V20H131L130 17H128ZM187 23L189 24V27L185 26V24H187ZM93 24H94V22H93ZM150 28H151V30H153L156 33V30L155 29H152V24H150ZM172 35H173V33H172ZM86 38H87V36L84 37V39H86ZM158 38H159V36H158ZM230 39L235 44H232L233 45L232 49L228 50L227 47H229V46L225 44L226 43L225 41H230ZM90 40H92V39H89V41ZM127 41L133 42L132 39H128ZM196 42L199 43L198 41H196ZM149 43L150 44H147L146 41L144 42L143 45H144L145 49L151 48L152 51L153 50L156 51L155 49H157L159 45L157 46L156 44H154V43H152L150 41H149ZM257 43H258V41H256V43H254V45H258ZM148 45H149V48H148ZM119 47H121V46L120 45H117L115 47L110 46L111 55H113V56H111V63H113V62H115V61L118 60V54L120 52V48ZM196 49H198V48H196ZM194 50L195 49L193 47V49L190 50V52L188 53V55H197V54H199V51L196 52ZM152 51L149 50V53L152 52ZM148 55L149 54H148V51H147V53H146L145 56H148ZM132 56L136 57L135 55H132ZM143 56H144V54H143ZM238 56L240 58H244V55L243 54H240V51H238ZM248 57L251 58L250 55H248ZM78 60L79 61H83L84 60V57L82 59H78ZM78 60H77V62H78ZM150 60L151 61L154 60L153 62L156 65V63H155V57L150 58ZM231 62H233V61H231ZM143 63H145V62H143ZM250 64L253 65V63H251V62H250ZM97 66H98L97 67V70L98 71L99 70H102L101 69V65L97 64ZM157 68L158 69H156V70L153 69L152 71H149L148 72V75H149L148 77L151 78V82H152V79L154 78V74L157 75L159 81L172 79V77L171 78H168V79L162 78L160 76V72H159L160 68L159 67H157ZM40 69H41V71H43V68H40ZM144 69L145 68L142 65V68L140 69V71L142 72ZM254 69L257 70V68H254ZM214 70H213V72H214ZM226 72H228V74H225ZM253 72H255V71H253ZM151 73L153 74V78L150 77V74ZM237 78L239 79L238 80L239 82H237V81L236 82L235 81L232 82V86H233L232 89H235L237 87L238 93H240L241 95H243L245 93H243L240 85L243 84L245 81H248V79L245 78V77L243 78L242 77V73H241V76L240 77H237ZM137 81H142L141 80V76L138 77ZM40 83H43L42 79H39L38 80V84H40ZM177 95H179V94H177ZM189 99L190 100L191 99H194V97H189ZM184 102L185 101H183V100L180 101V103H182V104ZM243 102H245V98H242V101L241 100H237L236 101V105H234L235 112L231 110L230 105L228 106L226 104V102L225 103L221 102L219 104L220 107H217V108H221L222 113L224 115H227V116L224 117V122L229 121L230 120L229 114L233 113L235 115L234 117H238L239 119H242V120H243V118H245L247 120V123L254 124L255 119L257 118V116H256V114H252L251 111L247 108V106H245V104ZM255 104H256V106H259L260 105V101H259V99H256V97H255ZM35 106L36 105H34V107ZM168 106H170V105H168ZM31 110L33 111V113H30ZM27 114L28 115L31 114L29 118L28 117H25L26 118L25 120L29 121V123H27V125H29V127L31 126V128H32L31 129V133L34 130L36 131L37 129H41L42 126H45L44 124H47L46 123L47 116L46 115H43V113H41L40 110H35L34 108H30L28 110V112L26 113V115ZM167 114H169V113H167ZM26 115H24V116H26ZM35 116H36V118H35ZM22 118H20V119H22ZM200 118L202 119V115H200ZM203 121H204V125L202 124V125H200L201 126L200 128L197 127L196 129H197V133L200 134L199 137L205 136L206 138H209V139H207V141L209 140V143L206 142V143H208V145H203L205 148H207V147H209V145H212L215 142V140H216L217 137L216 136H212L213 130H214V126L212 124V121L211 120L206 121L205 118H203ZM17 122H19L18 124H20V121H17ZM15 127L16 128H15L14 131H16V133H18V130H19V128H21V126L20 125H16ZM33 134H35V133H33ZM208 136H210V137H208ZM69 139L71 140V138H69ZM44 143H45V138L39 133L38 138H33V140H31V142L27 146H24L23 145V148H24L23 151H27L29 154L35 155V156H37L39 158V155L38 154L41 153L42 156H43V144ZM35 148H38V151L37 152L34 151ZM16 150H17V148H16ZM220 154L221 153L219 151H217L215 153L216 156H219ZM17 157H18L17 160L19 162H21V164H22L23 163L22 162L23 160L21 159L20 155L14 154L12 152H7L6 153V155L2 159L1 163H3L5 165V167L7 169V172H11L14 169L13 167H9V165H11L13 163H16L15 159ZM46 166H47V164H46ZM46 170L49 172V169L48 168ZM59 171H60V169L55 174L58 177L62 178L63 179V182L67 183V179H69L68 180V184H72L73 183V179H71L69 175L60 176L59 175ZM15 175H17V174H14V176ZM71 200H73V197H71ZM23 204H24V202H23ZM30 204H32V203H30ZM71 206H74L73 202H71ZM21 209L28 211V212L25 213V216L27 218L26 219H23L22 218L23 219V223L21 225V228L23 230H26V231L31 232V233H35V231H36V229H37V227L39 225L43 224L44 226H47V218L44 215L38 214V213H36L34 211L31 212L30 209H27V208L25 209L24 207H22ZM77 209H79V208L77 207ZM118 224H119V222H118L117 218L115 216H112L111 218L108 219L107 223L103 226L102 231L105 232V233L111 234L118 227ZM256 235H257V239H259V237L263 236V233L261 231H259L258 233H256ZM40 241H41L40 242L41 245H44L45 244V243H43L42 240H40ZM97 242L99 244H101V245H106L108 243H114L115 241L114 240H107L106 241L105 239H103L101 237L100 239H98ZM37 244H39V243H37Z\"/></svg>",
    "mask_w": 264,
    "mask_h": 264
}]
</instances>
